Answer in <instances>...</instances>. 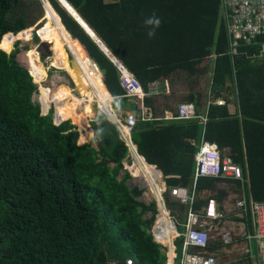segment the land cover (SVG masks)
<instances>
[{
    "label": "trees",
    "instance_id": "trees-1",
    "mask_svg": "<svg viewBox=\"0 0 264 264\" xmlns=\"http://www.w3.org/2000/svg\"><path fill=\"white\" fill-rule=\"evenodd\" d=\"M47 1L41 0L42 18L44 14L50 21L42 40L51 51L47 65L71 80L56 90L41 84L48 67L36 46L24 53L28 70L15 58L18 44L11 53L15 41L30 42L39 25L30 26L25 16L12 19L21 0H0V264H128V259L131 264H165L164 245L149 232L155 203L139 198L143 189L127 182V171L121 175L128 148L103 111L90 123L93 140L85 143L92 137L88 119L99 113L94 106L105 110L111 95L127 100L120 72L57 0ZM67 1L145 92L152 81L207 70L205 86L212 99L223 97L227 104L228 96H234L235 115L227 105L208 107L203 136L228 150L248 179L250 198L264 201V62L243 56L233 62L226 53L220 0ZM153 13L161 23L149 38L155 26L146 21ZM50 23L60 27L63 40ZM212 51L216 57L211 63L207 57ZM205 59L210 66H201ZM33 80L42 111L56 104L59 119L54 118L63 123L53 122V108L41 114L32 99L37 91ZM87 88L95 91L94 97L86 94ZM81 90L83 97H78ZM187 92V101L205 104L206 91L193 87ZM143 104L152 109L150 93ZM140 122L143 129L136 130ZM201 131L197 121L172 120L157 128L138 120L131 139L140 158L131 150L140 165H153L169 176L168 186H189L195 153L191 142L198 141ZM217 180L198 177L197 190L213 188ZM169 201L174 214L177 202ZM148 211L152 215L144 218Z\"/></svg>",
    "mask_w": 264,
    "mask_h": 264
},
{
    "label": "crops",
    "instance_id": "crops-1",
    "mask_svg": "<svg viewBox=\"0 0 264 264\" xmlns=\"http://www.w3.org/2000/svg\"><path fill=\"white\" fill-rule=\"evenodd\" d=\"M221 12H222V7H221V0H220V13ZM226 33H227V30H226ZM227 38L229 40L228 34H227ZM227 49H228V45H227ZM227 49H226V53L230 56L233 62L235 61V58H239L242 56L245 59L250 60L251 62H254L257 60H262L264 62V59L262 57L252 58V57H249L247 54L240 53V52H238L237 54H230L227 52ZM241 49H244L246 53L257 51L256 46H243ZM215 57L216 55L212 51L207 57V59H211V63H212L213 58ZM235 66H236V63H235ZM102 78H103V74H102ZM177 78H178L177 76H172L162 81L155 80L156 82H158V85H159L157 90L153 92H151L150 90L148 92L144 91L145 92L144 96L147 93H150L151 101H152V109L144 106L143 104L144 96L142 97L141 96H128L126 97L127 98L126 101H122V98H116L113 95H111L112 105L115 108L114 110L111 107V98H109L107 95L106 96L109 99V105H108V108H106L105 110H102L101 107L94 106L93 104H90V105L94 106L95 113H98V112L101 113L103 111V113L109 112L110 114H112L111 112H113L114 115L118 116L120 120L122 121L125 118V115L127 113H133L137 119H140L141 113L143 111H147L148 113H150L152 117L148 121H150L151 123H155V127L157 128L163 125H167L170 123V121L174 120L171 117L177 115L179 106L182 104H187V102L188 104L189 102H191V104L194 106L196 110V113L206 118V122H207L208 107L212 104L216 105L214 101L217 98H221L224 100V104L222 106L227 105L226 107L228 108V111L231 115H235L237 113L234 96L232 94L228 96V99L230 100L226 104V101L223 97H217L215 99H212L213 96L210 93V90L208 87H206V100H205L204 105L202 104V102H201L202 105L198 106L197 102L195 101H187L186 100L187 97L183 95H185V93L188 90L182 91L184 87L180 83V79L178 80ZM78 96H81V95H78ZM115 101H118L116 102V106H115ZM208 101H213V102H211V104H208ZM136 106L138 107L139 112L136 111ZM86 107L87 106L84 107V110H83L84 113H85ZM194 121H197L202 126L201 136L198 139V141L196 143L193 141L191 142V144L195 146V153L193 155L194 174L196 170L195 155L198 152L201 143H208V144L215 145L220 151L222 156H226L231 159V157L227 153L228 152L227 149H221L215 143L208 142L204 139L203 133H204V127H205L206 122L203 123L200 120H194ZM143 123L144 122H140L136 130H142ZM117 125L120 127L122 137L126 141H132L131 132L133 131V129L129 134H127L126 128L122 127L119 123ZM89 129L92 133V137L90 138L88 142H85V143H90L94 138V132L91 128V125H89ZM80 136H81V133H80ZM134 147L131 145V148H134ZM132 155H133V152H132ZM137 156L139 157V155ZM144 166L140 165L135 160V156L133 155L132 164L128 166V168L131 170L132 175L143 177L148 187V193L153 194L157 198L160 213L158 217L156 218L155 227L153 229L155 238L160 242H163L166 244L170 243V245L172 246L174 226H173V223L171 222V219L169 218L168 208H166V212L162 211V206L165 207L164 200L162 197V189L166 188V185H167V188L170 187L168 186L167 181L165 179L169 176H166L163 178L165 179V181L163 179L160 180L162 181V186H160L159 184L160 173L157 170H159L160 172H163V171L158 169L157 167H156L157 170L154 168H151L145 162H144ZM172 171H175V170H172ZM194 174L192 176V183L189 184V186H185L189 189L190 192H192V190H195L196 192L197 196H196L195 203L193 205L194 210L197 213H203L204 207L207 201L209 199H214L217 204L218 212L222 214V217L219 219L213 220L210 223H207V220H205L202 223L203 224L202 227L204 229L206 228L209 234V240H208V245H207L208 247L207 250L209 254H212L213 256L216 257V264H255L253 255H255L256 253V245L255 243H253L254 241L251 239L253 231H254L252 219L250 215L238 212L237 208L234 205L235 201L242 195H244L246 198H250L251 195L249 194L248 190H246V187H248V179L244 177L243 172H242V175H243L242 179H235L231 177L219 178V180L215 182V185L213 188H205L199 191L197 190V186H196L197 178L195 180ZM174 176L179 177L178 175H174ZM178 186H182V185H178ZM174 200H176V198H174ZM198 200H201V205L199 207L196 205ZM175 206H177V208H179L181 212L180 213L176 212V208H174L175 213L171 214V218L173 221H175V228L181 232L186 222L188 207L187 205L182 204L180 202H178ZM180 206H184L183 210ZM150 233L152 235L153 240L155 241L153 232L150 231ZM223 235H228V239L225 240L223 238ZM173 242L177 245L178 247L177 251L180 253L182 251V248L180 247L182 238H177L176 240L173 239ZM252 243L255 246V252H253L251 248ZM162 251H164L166 254L167 247L163 246Z\"/></svg>",
    "mask_w": 264,
    "mask_h": 264
},
{
    "label": "built area",
    "instance_id": "built-area-1",
    "mask_svg": "<svg viewBox=\"0 0 264 264\" xmlns=\"http://www.w3.org/2000/svg\"><path fill=\"white\" fill-rule=\"evenodd\" d=\"M222 18L225 21L228 40L227 52L237 54L238 52L247 54L249 57H262L264 59V0H221ZM243 46H256L257 51L246 53ZM120 83L125 89L127 95L144 96L145 92L138 79L129 72L125 67L120 69ZM158 82L154 81L149 84L151 92L156 91ZM213 101H208L211 104ZM215 104L222 106L224 100L215 99ZM152 117L147 111L141 113L139 120L148 121ZM177 121L200 120L205 123L206 118L198 115L191 102L179 106L177 115L171 117ZM138 119L133 113H127L123 119L124 128L129 134L135 127ZM196 170L195 180L198 177L206 176L213 178L231 177L242 179L241 168L232 162L226 156H222L215 145L201 143L198 152L195 155ZM170 194L182 204L187 205V218L183 230L180 232L176 228L172 238V246L158 241L167 247V261L165 264H216V257L209 254L207 250L209 234L207 229L203 228V221L210 223L213 220L222 217L217 210V204L214 199H209L204 207L203 213H197L193 205L196 200V192L185 186H174L170 189ZM165 191V192H164ZM168 189L162 190L165 195ZM235 207L238 212L250 215L253 223V234L251 239L256 245V253L253 255L255 264H264V201H255L246 198L244 195L235 201ZM182 238V251H177V245L173 239ZM225 240L228 235H223ZM131 264V259L127 260Z\"/></svg>",
    "mask_w": 264,
    "mask_h": 264
},
{
    "label": "rangeland",
    "instance_id": "rangeland-1",
    "mask_svg": "<svg viewBox=\"0 0 264 264\" xmlns=\"http://www.w3.org/2000/svg\"><path fill=\"white\" fill-rule=\"evenodd\" d=\"M105 2H108V0H105ZM42 11H43V9H42ZM42 11H41V6H40V4H39V2L37 0H21L19 6L16 7L15 10L11 13L12 19H15L16 17H20V16H25L26 20H27V23L30 24V26H33V25H37L38 26L39 25V27L37 29L38 33L35 32L33 34V38H32V40L30 42L15 41V43L12 46L11 53L15 49L14 46L16 44H18V52H17V55H16L15 58H16V60L18 61V63L20 65L25 66L24 62H23L24 59H25L24 58L25 50H28V49L32 48V46L38 45L40 43V40H44L45 39V34L48 31V28H47V26L49 25L48 22H50V21L49 20H46V21L44 20V18H45L44 14H43V18H42ZM60 20H61V18H60ZM52 24L53 23H50V25H52ZM54 24H56V22H54ZM54 24L51 26V28L53 29V31H56V33L59 34V36L63 40V36L61 35L62 30H60V27H57ZM37 26H35V27H37ZM38 35L39 36L41 35L40 39H39ZM67 38L68 37L66 35H64V40L66 42V46L69 49V42L70 41ZM49 51H50V49H49ZM37 52L39 54L40 59L48 67L47 58L50 55L51 51L48 53L46 51V48H44V47H40L39 48L38 47L37 48ZM69 52H70V50H69ZM11 53H8V54H11ZM206 62H207L206 59H205V61H202L201 66H203L205 64L209 65V63H206ZM46 73H47V78L45 79V81L41 82L42 85L50 86L53 90L57 89V88H61L62 84H69L70 85L71 80H70L69 76L63 70L58 69L57 67L49 66L47 68V70H46ZM207 75H208V73H207V70H206L204 73H201V74H199L197 76H191V75H188V74H185V73H179L176 76L178 77L177 78L178 80L180 79V83L184 87L182 91H187L188 89H190V91H191V88L194 87L196 89L199 88V90H202L203 92H205L206 91L205 78H206ZM36 86H37V91L33 94V100L34 101H39V85L36 83ZM86 91H88V89H86ZM187 93H189V92H186L185 95H183V96H186ZM82 94H84V90H81V93H80L81 96H79V97H82L83 96ZM86 94H89L90 96L94 97L93 96V91H90L89 93L86 92ZM51 107H53V106H51ZM50 108H49V110H50ZM106 108H108V106H106L105 109ZM53 109H54V111L57 110L56 104H54V108ZM127 163H128V166H130L132 164V161H127ZM128 166H125L124 169H126V171L128 173H130V175H132V172L128 168ZM133 176L134 175H132L130 178H128L127 182L130 185L136 184L139 187H141L143 190H142V193L140 194L139 198L141 200H143L145 203H149L150 195H149V193H147L148 187L145 185L146 183H143L142 179L140 177L134 176V178H133ZM166 197H167V200H168V198H169V200L170 199L174 200V198L172 196H170V195H167V193H166ZM174 208H176V212H179V213L181 212L179 210V208H177V206H174ZM151 215H152V211H148L147 213H145L143 215V217L147 218V217H149ZM153 224H154V220L152 222V226H153ZM149 232H150V229H149ZM253 243L251 244V248H252L253 252H255V246H254Z\"/></svg>",
    "mask_w": 264,
    "mask_h": 264
},
{
    "label": "clouds",
    "instance_id": "clouds-1",
    "mask_svg": "<svg viewBox=\"0 0 264 264\" xmlns=\"http://www.w3.org/2000/svg\"><path fill=\"white\" fill-rule=\"evenodd\" d=\"M146 23L147 24H149V25H154L155 27L151 30V31H149L148 32V36H149V38H152L154 35H155V28L156 27H159V25H160V23H161V21H160V19L155 15V13H153V15H152V17L151 18H149L147 21H146ZM23 31V30H22ZM21 32V31H20ZM9 33H11V32H9ZM11 34H14V33H11ZM102 41V40H101ZM36 47H37V45H36ZM38 48V47H37ZM25 51H27V50H25ZM122 64V63H121ZM25 68H26V66H24ZM124 67V66H123ZM27 69V68H26ZM118 69V68H117ZM28 70V69H27ZM118 70H120V69H118ZM29 72V71H28ZM120 72V71H119ZM29 74H30V72H29ZM31 75V74H30ZM33 79V78H32ZM103 80V79H102ZM35 84H36V82H34ZM104 83V82H103ZM106 86V85H105ZM122 86V85H121ZM107 88V87H106ZM124 89V88H123ZM108 90V89H107ZM125 90V89H124ZM36 92V91H35ZM34 92V93H35ZM33 93V94H34ZM110 93V92H109ZM111 94V93H110ZM125 94H126V91H125ZM127 95V94H126ZM127 96H130V95H127ZM131 96H133V95H131ZM32 99H33V96H32ZM38 102V104H39V106H40V110H41V114H47L48 113V111L47 112H42V108H41V104H40V100L39 101H37ZM111 107H112V109L114 110L115 108H114V106L112 105V97H111ZM51 108H54V107H51ZM51 108H50V110H51ZM54 113H56V112H54V109H53V114ZM53 114H52V118H53ZM99 114H101V113H99ZM99 114H97L94 118H89L88 119V123H89V125H90V123L92 122V121H94V119L99 115ZM105 116V115H104ZM139 120V119H138ZM68 121V120H67ZM71 121V120H70ZM109 121V120H108ZM194 121V120H193ZM53 122H56V121H54L53 120ZM65 122V121H64ZM72 122V121H71ZM111 122V121H110ZM63 123V122H62ZM56 124H61V123H56ZM119 124L122 126V127H124V123H123V121L122 120H120V118H119ZM116 127V126H115ZM117 128V127H116ZM119 132V131H118ZM120 134V133H119ZM120 138L124 141V143L126 144V146H127V148H128V152H127V155H126V157H125V159L123 160V168H122V170H121V175L123 174V172L124 171H126V169H124V167L125 166H128V163H127V161H133V155H132V152H131V145L134 147L135 145L133 144V142L132 141H126L123 137H122V134H120ZM132 142V143H131ZM135 148V153H136V155H139L138 153H137V150H136V147H134ZM140 156V155H139ZM142 159L144 160V158L142 157ZM145 161V160H144ZM149 165V164H148ZM150 166H152V167H154L153 165H150ZM156 170H157V168L156 167H154ZM159 171V170H158ZM160 172V171H159ZM130 174V173H129ZM164 175V173L163 172H160V179H159V184H160V186H162V181H160V180H162L164 177H166L165 175ZM132 176V175H131ZM136 177H140L141 179H142V182L143 183H145V181H144V179H143V177L142 176H136ZM213 178V177H212ZM166 179V178H165ZM165 179H163L164 181H165ZM146 186H147V184H145ZM174 187V186H173ZM171 187H169V188H167V185H166V188H164V189H168V191H166V193H167V195H170L171 196V194L169 193L170 192V189ZM164 189H162V190H164ZM165 192V191H164ZM147 193H148V189H147ZM166 193H165V195L164 194H162V197H163V199H164V204H165V207L166 208H168V211H169V218L171 219V222H172V218H171V214H172V210H171V208L169 207V205H170V201H169V198H168V200H167V197H166ZM150 195V194H149ZM153 195V194H152ZM173 197V196H172ZM156 198V197H155ZM149 199H150V197H149ZM177 203H178V201L177 200H175ZM149 202H151V200L149 201ZM152 202H154V201H152ZM155 203V214H154V222L156 221V218H157V216H156V214H159V205H158V201H157V198H156V202H154ZM157 204V205H156ZM157 206H158V208H157ZM155 226H152L151 225V227H150V231L151 232H153V228H154ZM174 230H175V227H174Z\"/></svg>",
    "mask_w": 264,
    "mask_h": 264
},
{
    "label": "water",
    "instance_id": "water-1",
    "mask_svg": "<svg viewBox=\"0 0 264 264\" xmlns=\"http://www.w3.org/2000/svg\"><path fill=\"white\" fill-rule=\"evenodd\" d=\"M41 6L40 0H37ZM65 9L66 11L79 23V25L89 34L90 38L97 44V46L100 48V50L108 57V59L118 68V69H123V65L121 62L111 53V51L107 48V46L101 41V39L95 34V32L90 29L87 25V23L82 19V17L77 13V11L68 3L67 0H57ZM42 11V10H41ZM37 47H44L46 48V51L49 53V48L48 44L46 45L45 42L40 40V43L37 45ZM89 54V53H88ZM94 61V60H93ZM95 63V62H94ZM96 65V63H95ZM103 79V78H102ZM105 85V84H104ZM106 87V86H105ZM107 89V88H106ZM111 95V94H110ZM43 112V111H42ZM113 114V112H111ZM56 114V113H54ZM53 114V120L56 121L54 123H62L63 121L56 120L54 118ZM107 120L111 121L116 127L119 133L121 134L120 127L116 124L112 116H110L109 112L108 113H103ZM116 120L119 122V117H115ZM150 200L156 202V198L154 195L150 194ZM157 205V204H156ZM158 208V206H157ZM158 214H156L157 216ZM173 226L175 227V221L172 220Z\"/></svg>",
    "mask_w": 264,
    "mask_h": 264
},
{
    "label": "bare ground",
    "instance_id": "bare-ground-1",
    "mask_svg": "<svg viewBox=\"0 0 264 264\" xmlns=\"http://www.w3.org/2000/svg\"><path fill=\"white\" fill-rule=\"evenodd\" d=\"M47 1V0H46ZM40 2H41V0H40ZM48 2V1H47ZM49 3V2H48ZM50 5V4H49ZM51 6V5H50ZM41 7H42V9H43V6H42V3H41ZM53 9V8H52ZM43 13H44V11H43ZM60 17V16H59ZM64 29H66L65 28V26H64ZM67 31V30H66ZM69 34V33H68ZM74 40V39H73ZM80 48V47H79ZM82 51V50H81ZM84 54V53H83ZM86 59V58H85ZM88 89V91H86V92H90V91H93V93H95V91L94 90H92V88H87ZM54 90H56V89H54ZM75 94H76V92H75ZM77 95V94H76ZM78 96V95H77ZM89 96V95H88ZM79 97V96H78ZM91 98H92V96H91ZM91 104V102H89V104L88 105H90ZM88 105H87V107H88ZM114 114V113H113ZM56 117L59 119V117H58V114H57V110H56ZM164 200V199H163ZM162 211H164V212H166V207H164V206H162ZM160 213V212H159ZM167 214V213H166Z\"/></svg>",
    "mask_w": 264,
    "mask_h": 264
},
{
    "label": "flooded vegetation",
    "instance_id": "flooded-vegetation-1",
    "mask_svg": "<svg viewBox=\"0 0 264 264\" xmlns=\"http://www.w3.org/2000/svg\"><path fill=\"white\" fill-rule=\"evenodd\" d=\"M167 261V260H166ZM166 263V262H165Z\"/></svg>",
    "mask_w": 264,
    "mask_h": 264
}]
</instances>
